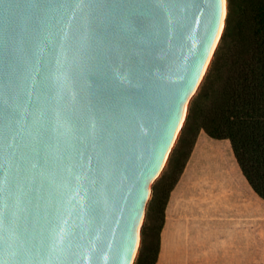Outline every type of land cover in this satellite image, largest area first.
I'll use <instances>...</instances> for the list:
<instances>
[{"label": "water", "instance_id": "95a60500", "mask_svg": "<svg viewBox=\"0 0 264 264\" xmlns=\"http://www.w3.org/2000/svg\"><path fill=\"white\" fill-rule=\"evenodd\" d=\"M226 16L227 0H0V264H134Z\"/></svg>", "mask_w": 264, "mask_h": 264}, {"label": "trees", "instance_id": "16d2710c", "mask_svg": "<svg viewBox=\"0 0 264 264\" xmlns=\"http://www.w3.org/2000/svg\"><path fill=\"white\" fill-rule=\"evenodd\" d=\"M201 130L230 142L245 179L264 200V0H227L222 36L168 161L176 169L153 185L135 264L159 263L168 201ZM157 215L159 224L152 225ZM196 221L193 226L213 233L209 219ZM185 223L172 227L169 236L184 231ZM186 254L168 247L160 264H188Z\"/></svg>", "mask_w": 264, "mask_h": 264}, {"label": "crops", "instance_id": "0c3cea01", "mask_svg": "<svg viewBox=\"0 0 264 264\" xmlns=\"http://www.w3.org/2000/svg\"><path fill=\"white\" fill-rule=\"evenodd\" d=\"M189 165L168 201L158 264L162 263L168 247L174 253L186 251L188 264H257L258 199L260 206L264 200L258 197L245 177L232 180L221 175L219 179H198L191 173L199 171L198 165ZM217 171L230 170L226 165H217L211 170ZM219 198L223 202L219 203ZM200 218L216 225L211 235L193 226L197 225L194 220ZM183 221H186L185 230H174V236L173 233L169 236L171 228L179 229Z\"/></svg>", "mask_w": 264, "mask_h": 264}, {"label": "rangeland", "instance_id": "374dc122", "mask_svg": "<svg viewBox=\"0 0 264 264\" xmlns=\"http://www.w3.org/2000/svg\"><path fill=\"white\" fill-rule=\"evenodd\" d=\"M208 68H209V66H208ZM204 77H205V75H204ZM204 77L201 81V84L204 80ZM201 84H200V86H201ZM200 86H199V88H200ZM199 88H198V90H199ZM198 90L193 95L191 100L189 101L188 109H189V106H190L192 99L197 95ZM188 109H187V113H188ZM180 133H181V131H180ZM180 133H179V135H180ZM178 138H179V136H178ZM178 138L174 144V147L178 141ZM169 158H170V156H169ZM169 158H168L161 174L155 180V182L159 178H161L162 176L168 177L170 175V173L173 172L174 169H176L174 166L168 167ZM189 164L198 165L197 167H199V171L195 172V170H194L193 172H191L192 174H195V176H196L195 178H198V179H206V178L219 179L218 176H221V175H223L226 179H232V180L244 179V175H243L242 170H241V168L237 162V159L235 158V155L233 153L230 142H228V140H226V139L212 140L203 130H201L199 135H198V138H197L196 143L193 147L191 156H190L182 174H184V172L188 166L190 167ZM217 165H226L230 171L211 172V170L213 171L214 167ZM154 183L152 184V189H153ZM151 197H152V193H151L149 200H148V206H149V202H150ZM217 201L219 203L223 202L220 200V198L217 199ZM260 201L261 200L258 199V213H257L258 216H257V225H256L257 229L259 230L258 231V237H257V264H264V204H262V206H260L259 205L261 203ZM147 215H148V208L145 209L144 218L142 220V227H143L144 223L147 221ZM154 224H159L158 215H157L156 220L152 223V225H154ZM142 227H141V238H142ZM140 245H141V240H140L139 248H140ZM138 252H139V249H138ZM138 252L136 255V259L138 256ZM136 259H135V262H136ZM135 262H134V264H135Z\"/></svg>", "mask_w": 264, "mask_h": 264}, {"label": "bare ground", "instance_id": "6f19581e", "mask_svg": "<svg viewBox=\"0 0 264 264\" xmlns=\"http://www.w3.org/2000/svg\"><path fill=\"white\" fill-rule=\"evenodd\" d=\"M225 16V6H224V11H223V17ZM223 17H222V22H221V27H220V32H219V37H220V35H221V33H222V30H223V27H224V23H223ZM219 37L218 38H216L215 39V41H214V44H213V46H212V49H211V52H210V57H209V61H210V59H211V57H212V55H211V53H212V51L216 48V46H218V43H219ZM209 63V62H208ZM188 106V103L186 102V105H185V112H186V107ZM185 112H184V115H185ZM177 135V134H176ZM176 138V137H175ZM174 141H175V139H174ZM176 142V141H175ZM140 225H141V222H140V224H139V226H138V230H137V239L139 240V229H140Z\"/></svg>", "mask_w": 264, "mask_h": 264}]
</instances>
